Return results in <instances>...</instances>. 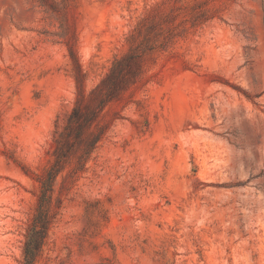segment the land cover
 Wrapping results in <instances>:
<instances>
[{
    "label": "rangeland",
    "instance_id": "1",
    "mask_svg": "<svg viewBox=\"0 0 264 264\" xmlns=\"http://www.w3.org/2000/svg\"><path fill=\"white\" fill-rule=\"evenodd\" d=\"M39 227L32 264H264V0H0V264Z\"/></svg>",
    "mask_w": 264,
    "mask_h": 264
},
{
    "label": "trees",
    "instance_id": "2",
    "mask_svg": "<svg viewBox=\"0 0 264 264\" xmlns=\"http://www.w3.org/2000/svg\"><path fill=\"white\" fill-rule=\"evenodd\" d=\"M77 116V111L74 110V117ZM44 227L32 229L29 238L24 246V259L22 264H32L37 252L39 251Z\"/></svg>",
    "mask_w": 264,
    "mask_h": 264
}]
</instances>
